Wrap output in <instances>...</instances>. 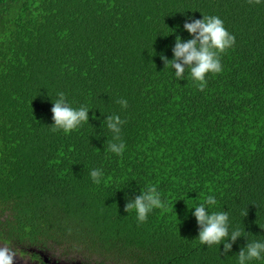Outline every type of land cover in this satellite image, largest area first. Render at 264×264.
Returning <instances> with one entry per match:
<instances>
[{
    "label": "trees",
    "instance_id": "16d2710c",
    "mask_svg": "<svg viewBox=\"0 0 264 264\" xmlns=\"http://www.w3.org/2000/svg\"><path fill=\"white\" fill-rule=\"evenodd\" d=\"M202 15L235 44L200 90L161 55ZM59 93L91 108L67 135L50 126ZM104 115L124 121L121 156ZM148 185L164 207L138 223L124 205ZM209 194L243 234L227 256L199 243L188 208ZM253 240H264V0H0V247L37 264H56L41 252L59 264H237Z\"/></svg>",
    "mask_w": 264,
    "mask_h": 264
},
{
    "label": "clouds",
    "instance_id": "9594fccd",
    "mask_svg": "<svg viewBox=\"0 0 264 264\" xmlns=\"http://www.w3.org/2000/svg\"><path fill=\"white\" fill-rule=\"evenodd\" d=\"M183 29L190 38L182 40L179 35L171 49L172 58L161 55L164 67L167 65L174 78L185 79L186 70L191 81L203 90L207 85L208 74L222 72L221 54L235 44V36L225 27L223 21L214 15L204 16L199 19L186 20ZM174 31V29H173ZM172 31V32H173ZM121 108H127V101H117ZM88 106L72 107L65 98L64 93H59L50 109L52 113L51 130L69 134L78 130L84 123H89ZM103 121L106 128L112 133V142L107 145L108 152L121 156L125 144L120 139L121 126L124 121L118 115H104ZM90 179L95 184H100L104 176L101 168L90 170ZM217 205L216 197L209 194L202 203L193 207L192 216L198 226V241L201 245L211 247L223 244V253L227 256L232 252V246L238 238L243 237L239 229H231L230 218L227 211H214ZM164 207L161 193L155 185H148L138 195L128 199L124 205L127 213L135 210L138 223L146 221L147 216L155 209ZM246 215V213H245ZM244 215V216H245ZM231 229V230H230ZM14 253L0 249V264H13ZM264 260V240H253L240 247L237 255V264H251L252 261Z\"/></svg>",
    "mask_w": 264,
    "mask_h": 264
},
{
    "label": "rangeland",
    "instance_id": "374dc122",
    "mask_svg": "<svg viewBox=\"0 0 264 264\" xmlns=\"http://www.w3.org/2000/svg\"><path fill=\"white\" fill-rule=\"evenodd\" d=\"M0 249L7 250L6 248H4L2 246L0 247ZM28 251H29V249H28ZM10 253H14L13 259L16 261V264H37L36 261L35 260H32L31 258H29L28 254H26V253L25 254H19V253H15V252H10ZM41 254L43 256L42 257L43 260L48 261V262H51V263L59 264L58 262H54L52 260V257L49 254L43 253V252H41ZM64 263L65 264H76V263H71L70 260H65Z\"/></svg>",
    "mask_w": 264,
    "mask_h": 264
},
{
    "label": "water",
    "instance_id": "95a60500",
    "mask_svg": "<svg viewBox=\"0 0 264 264\" xmlns=\"http://www.w3.org/2000/svg\"><path fill=\"white\" fill-rule=\"evenodd\" d=\"M13 264H16V261L13 259Z\"/></svg>",
    "mask_w": 264,
    "mask_h": 264
}]
</instances>
